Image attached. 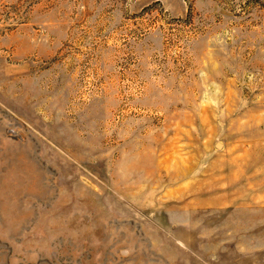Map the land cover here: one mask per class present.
<instances>
[{"label":"rangeland","instance_id":"rangeland-1","mask_svg":"<svg viewBox=\"0 0 264 264\" xmlns=\"http://www.w3.org/2000/svg\"><path fill=\"white\" fill-rule=\"evenodd\" d=\"M0 264H264V0H0Z\"/></svg>","mask_w":264,"mask_h":264}]
</instances>
